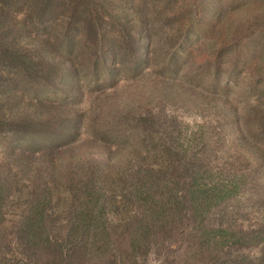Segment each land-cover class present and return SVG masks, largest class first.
I'll return each mask as SVG.
<instances>
[{
    "label": "rangeland",
    "instance_id": "1",
    "mask_svg": "<svg viewBox=\"0 0 264 264\" xmlns=\"http://www.w3.org/2000/svg\"><path fill=\"white\" fill-rule=\"evenodd\" d=\"M37 1L13 8L43 29L51 17L35 16L49 3ZM73 2L50 8L73 24L91 20L69 19L67 6L101 8L105 68L88 65V50L77 76L47 70L43 51L21 71L0 64V264H264V0ZM127 23L143 40L137 65L122 48ZM174 143L175 176L166 169ZM204 157L243 174L239 187L220 174L231 183L227 214L174 213L189 160ZM146 171L174 188L145 187Z\"/></svg>",
    "mask_w": 264,
    "mask_h": 264
},
{
    "label": "trees",
    "instance_id": "2",
    "mask_svg": "<svg viewBox=\"0 0 264 264\" xmlns=\"http://www.w3.org/2000/svg\"><path fill=\"white\" fill-rule=\"evenodd\" d=\"M18 1L19 0H0V64L2 66H9L16 71L24 70L30 66L28 62L32 64V61L37 58L39 52L43 51L42 59L45 62L44 66L47 70H50L52 67H57V73L59 72L58 75L60 76L72 73L77 76L80 73V70L77 69L78 66L76 61L78 57L81 56L80 54L83 53L81 52L83 50H88V55L85 59L88 58L86 61L89 62L88 65H90L94 71L105 68L108 65L111 59L107 50L109 47V33L107 32V22H104L102 17L104 15H101L102 10L99 6L98 8L93 6L89 8L87 7L86 9L85 7H80L81 5L79 7L77 5L72 9L67 6L64 10L66 11L69 8V19L86 17V20L90 19L91 21H82L80 23L73 24L70 20L69 22L63 21V23H59L58 10L54 11L50 8L52 1L56 0H44L48 1L49 5H47V8H43L44 10L40 9L36 13L35 17L40 15V13L41 15L45 13L48 17H51V19L47 22V25L43 27V29H40L33 25L30 20L32 18L31 11L27 8L25 10H14L13 6ZM41 1L42 0H40V2ZM73 1L58 0V5L64 6L66 3H69L68 5L70 6V3L76 2ZM63 16L67 17L65 14ZM144 22V28L146 29L145 31L147 35L148 28L150 29L151 27L149 26V21L144 20ZM128 25V23L127 25L125 24V26L124 24L120 25V28L118 29L121 31V35L124 38V47L122 48L130 51L133 55L132 61H134L130 63L136 64L134 57L136 55L138 59L140 45L143 40H140V37H136V34L131 32L132 28L130 30ZM169 27H172V29L169 30L170 35L177 34V36L187 38H191L195 35L193 28L189 26H187L184 30L185 32H183V27ZM175 30L176 33H173ZM73 35H75V37H79L80 40H75L74 42L70 41ZM81 39H84V41ZM151 45V35L149 34L146 38V58H148L151 52ZM178 46L179 44L173 43V46L171 47L175 49ZM178 58H180L179 55L174 54V56H172V59L174 60H177ZM218 86L219 84L215 86V88H217V91L219 92L220 88ZM49 95L52 96V94ZM260 139L264 141V135ZM254 141L257 142L258 140L254 139ZM259 142L260 141H258V146H262ZM167 147L166 153H168L167 159L170 166H166V169H169V171H171V173L175 176L177 174H175L176 159L174 155L177 151L181 152L182 149L178 147L177 143L171 144ZM259 150L264 153L263 149L260 148ZM204 153L205 150L202 151L203 156ZM203 159H205V157L201 159L200 164H198V162L194 163L193 159L189 160V163L192 166H190L188 170L186 169L188 181L184 182L185 188L182 191L183 194H175L173 197L170 196L171 203L174 206L172 207L174 213L175 211L183 213L185 210H190L192 213L193 211L196 212L197 210L204 209L210 214L214 213V211L222 212L221 216L227 214L226 212L229 208H224V205L221 204H224V201L230 197V192L232 191L230 190L231 187H229L228 184L231 183L230 181H227L228 179L221 177L220 174L227 172V175H229L234 184L238 187L239 181L237 180L242 178L243 174L237 170L235 172H231L229 168H219L216 170L213 166H210L211 164H204L206 160L203 162ZM208 161L210 160L208 159ZM146 172L149 173L148 171ZM151 173L152 172H150L149 175H146L145 180L142 182L145 184V187L150 185V183L151 185H158V183L164 182L167 187H169L168 185L171 186L169 187L170 190L174 188L172 180H163L161 176H155V174ZM201 179L203 182H201ZM205 180L208 181L205 182ZM178 183L182 182L178 179ZM180 207L183 208V211H180ZM214 207H217L218 209L214 210ZM219 227V230L221 229L225 234H229L230 232H234L235 234L236 231L239 232L238 234L242 233L241 229H237V227H233L232 225H221ZM242 241L243 240H238V243Z\"/></svg>",
    "mask_w": 264,
    "mask_h": 264
}]
</instances>
